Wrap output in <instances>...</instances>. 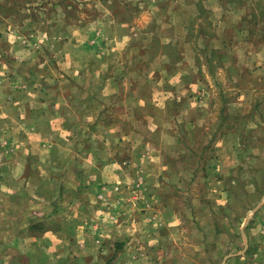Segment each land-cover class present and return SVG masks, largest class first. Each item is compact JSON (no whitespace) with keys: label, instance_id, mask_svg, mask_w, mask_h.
Here are the masks:
<instances>
[{"label":"rangeland","instance_id":"374dc122","mask_svg":"<svg viewBox=\"0 0 264 264\" xmlns=\"http://www.w3.org/2000/svg\"><path fill=\"white\" fill-rule=\"evenodd\" d=\"M74 217L106 264L264 262V0H0V244Z\"/></svg>","mask_w":264,"mask_h":264},{"label":"crops","instance_id":"0c3cea01","mask_svg":"<svg viewBox=\"0 0 264 264\" xmlns=\"http://www.w3.org/2000/svg\"><path fill=\"white\" fill-rule=\"evenodd\" d=\"M69 220L71 221L70 224L65 227L63 226L65 230L62 231L65 235L58 237L57 235L47 233V236L51 237L47 252L45 247V236L37 240L36 237L21 238L18 242L20 243L18 247H15L16 242L12 239L0 244V248L4 247L5 249L4 253H0V264H106L109 260L106 255L109 253L111 243L113 242L108 240V243L104 244L103 241L111 237L110 234H108L110 232L107 233V231L101 230L100 222H95L89 226L85 225L87 218L82 221L80 220L81 223H79L75 217ZM77 224H83L84 229H82V227L80 229V225H78L77 230ZM258 228L259 230L264 229V220H262L260 226L253 227L252 231ZM94 236H98V238L93 244L89 239ZM120 245L118 248L114 249L115 252L125 248L124 244ZM7 249H10V251H6ZM54 250H56V252L57 250L60 251V254H57L56 257H54ZM46 253L50 254L48 263L45 261ZM112 255H115L114 252ZM121 255L120 257L119 254L118 256L115 255L113 259L114 264H123L124 261H126V256L129 255L127 246L126 251ZM262 264H264V262Z\"/></svg>","mask_w":264,"mask_h":264}]
</instances>
